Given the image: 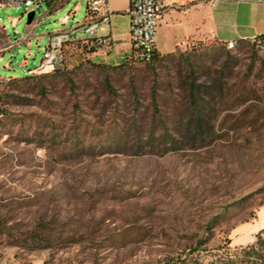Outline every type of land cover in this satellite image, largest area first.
<instances>
[{
    "label": "rangeland",
    "instance_id": "rangeland-1",
    "mask_svg": "<svg viewBox=\"0 0 264 264\" xmlns=\"http://www.w3.org/2000/svg\"><path fill=\"white\" fill-rule=\"evenodd\" d=\"M3 1L0 47L1 27L13 45L0 53V78L40 66L52 34L70 40L60 76L0 80V264H167L193 250L199 264H220L255 241L256 41H195L168 59L105 65L82 25L87 0Z\"/></svg>",
    "mask_w": 264,
    "mask_h": 264
},
{
    "label": "crops",
    "instance_id": "crops-1",
    "mask_svg": "<svg viewBox=\"0 0 264 264\" xmlns=\"http://www.w3.org/2000/svg\"><path fill=\"white\" fill-rule=\"evenodd\" d=\"M68 0H64L63 3ZM61 2V4H63ZM87 21V16L84 23ZM129 0H111L109 21L104 24L100 35L112 38L113 47L107 58L117 60L121 53L131 51L133 44L129 36ZM4 46L0 53L13 44L9 42L5 29ZM264 35V0H170L162 20L154 34V48L161 54L175 51L179 47L202 40H215L221 43L238 40H252ZM101 48L97 53L105 55ZM2 57H0V60ZM39 67V66H38ZM29 69L26 74L39 72ZM2 77L1 79H10ZM260 229L264 228V204L259 210ZM242 230H246L242 227Z\"/></svg>",
    "mask_w": 264,
    "mask_h": 264
},
{
    "label": "built area",
    "instance_id": "built-area-1",
    "mask_svg": "<svg viewBox=\"0 0 264 264\" xmlns=\"http://www.w3.org/2000/svg\"><path fill=\"white\" fill-rule=\"evenodd\" d=\"M50 2L54 0H21L10 1L16 4H24L26 7L39 5L40 2ZM111 0H87V21L83 23L84 32L88 37L94 38L105 49H111L112 38L100 35L104 30V24L109 21V3ZM215 3L218 0H210ZM4 1L0 0V7ZM170 5V0H129L130 26L129 36L134 47H141L143 54L147 55L154 47V34L163 18L166 8ZM70 32H57L48 37V43L43 53V59L38 67L39 70L54 68L56 64L63 61V48L70 40ZM252 40L261 46V38ZM229 48V42L226 43Z\"/></svg>",
    "mask_w": 264,
    "mask_h": 264
},
{
    "label": "trees",
    "instance_id": "trees-1",
    "mask_svg": "<svg viewBox=\"0 0 264 264\" xmlns=\"http://www.w3.org/2000/svg\"><path fill=\"white\" fill-rule=\"evenodd\" d=\"M86 12H87V8H86ZM259 37H262V36H259ZM87 39H90L96 45L95 49L92 50L94 53L97 52L98 49L104 48L103 45L98 43L94 38L87 37ZM234 42L236 43L237 41H234ZM110 50L111 49H108L107 50L108 52H106L105 55H99L98 62L105 64V65L123 64L135 58H139L140 60L150 62V61H159L163 59H168L174 56L173 52L161 54L154 47L147 55H145L143 54V50L141 47L133 46L131 51L124 53L117 60L113 61L107 58V55ZM62 62L56 64L55 67L51 69L52 71L50 70V71H47L46 73H41V74L29 73L22 77H13V78L6 79V80H13V81L34 80L36 81V84H40V81H42L45 78L60 76L61 74L60 66ZM39 88L43 89L44 87L40 86ZM196 90L197 89L195 85L191 87L192 93ZM194 122L197 128H202L203 123L199 117L196 118ZM194 251L195 250H193L191 253H188L182 256V258L180 257L172 258L170 259V261H168L167 264H199L198 259H196L193 256ZM229 255L230 256L226 255L225 257L223 255H219V258H218L219 261H217V263H220V264H264V231H261L256 235L255 241L252 244H249L245 247L236 248Z\"/></svg>",
    "mask_w": 264,
    "mask_h": 264
},
{
    "label": "water",
    "instance_id": "water-1",
    "mask_svg": "<svg viewBox=\"0 0 264 264\" xmlns=\"http://www.w3.org/2000/svg\"><path fill=\"white\" fill-rule=\"evenodd\" d=\"M34 14L35 12L34 11H30L27 13V23L28 24H31L33 19H34Z\"/></svg>",
    "mask_w": 264,
    "mask_h": 264
},
{
    "label": "bare ground",
    "instance_id": "bare-ground-1",
    "mask_svg": "<svg viewBox=\"0 0 264 264\" xmlns=\"http://www.w3.org/2000/svg\"><path fill=\"white\" fill-rule=\"evenodd\" d=\"M235 45L234 41H229V48L233 47ZM261 46H264V37L261 38ZM42 71H49V70H42Z\"/></svg>",
    "mask_w": 264,
    "mask_h": 264
}]
</instances>
